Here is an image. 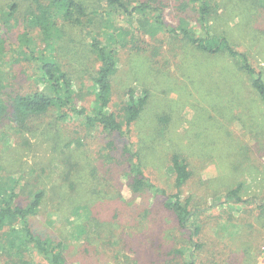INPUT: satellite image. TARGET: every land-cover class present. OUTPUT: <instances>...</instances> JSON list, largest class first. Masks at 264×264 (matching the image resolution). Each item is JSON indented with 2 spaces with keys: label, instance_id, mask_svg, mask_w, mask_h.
Here are the masks:
<instances>
[{
  "label": "rangeland",
  "instance_id": "obj_1",
  "mask_svg": "<svg viewBox=\"0 0 264 264\" xmlns=\"http://www.w3.org/2000/svg\"><path fill=\"white\" fill-rule=\"evenodd\" d=\"M125 1L130 8L143 1L161 6L164 28L155 30L151 14L131 17L101 0H82L86 15L73 24L51 7L48 33L35 22L38 6L0 0V98L10 106L16 96L37 91L41 59H54L72 77L76 105L91 111L98 66L91 42L119 50L113 111H121L128 89L150 92L132 136L148 175L168 193L175 191L170 156L177 152L187 159L193 176L182 200H190L201 226L199 247L190 230L163 210L166 198L130 193L127 169L103 161L107 134L86 128L79 115L64 121L51 111L22 130L0 119V174L17 182L24 206L45 192L32 225L66 242L69 264H184L192 260L189 248H195L194 264H253L264 236V107L249 119L251 125L247 109L229 101L238 75H228L232 64L209 59L168 33L185 27L202 37L198 4ZM208 1L216 10L212 33L226 36L264 72V8L255 0ZM201 71L209 74L205 80L199 79ZM215 81L230 91L216 90ZM238 187L242 201H226L225 194ZM59 202L69 209L60 211ZM77 212H91L82 224L86 234L78 232Z\"/></svg>",
  "mask_w": 264,
  "mask_h": 264
},
{
  "label": "trees",
  "instance_id": "obj_2",
  "mask_svg": "<svg viewBox=\"0 0 264 264\" xmlns=\"http://www.w3.org/2000/svg\"><path fill=\"white\" fill-rule=\"evenodd\" d=\"M23 1L38 6L41 14L36 17L35 22L48 33L53 28L52 18L54 16L51 14V7L71 24L75 23L74 19L79 20L81 15H86L82 0ZM101 1L131 17L138 14L153 15L155 30L165 26L162 20L164 10L152 1H143L131 8L125 0ZM255 1L259 3V7L264 8V0ZM192 2L199 6L200 23L204 35L198 37L196 33L185 27L168 30V33L171 37L179 38L191 45L209 59H226L232 64L227 69L228 75L237 72L239 76L234 75L235 78L231 81L233 82L230 87L231 91L227 83L222 87L220 81H215L213 85L218 91H230L231 99L229 98V101H238L239 106L247 109V119L252 125L249 119L253 122L257 117V109L264 107V72L257 70L251 63L249 55L236 49L226 36L212 33L210 21L216 10L208 0H192ZM91 50L98 63L93 78L95 99L91 111H88L85 106L76 105V91L72 77L60 63L54 59H41L39 82L42 87L37 91L16 96L9 104L10 106H6L0 98V119H10L22 130L36 118L51 111L59 112V119L64 121H67L72 114L79 115L86 128L98 129L107 134L108 142L105 155L102 156L103 161L107 166L110 163L108 160L111 159L117 168L119 166L124 167V170L127 169L130 193L134 196L154 195L158 200L166 198L167 201L161 202L163 210L174 216L179 228L190 230L192 244L194 247H199L196 246L195 239L200 235L201 226L195 222V210L191 208L190 200H182L183 189L193 176L187 159L177 152L170 156L169 163L175 190L173 193H168L166 189L160 187L150 178L144 166L143 154L137 148L132 136L133 126L142 118L146 110L150 92L145 90L144 95H139L135 89H128L124 94L121 111L119 113L113 111L114 78L119 69V50L104 46L98 39L91 42ZM208 66L204 64V68ZM193 68L194 64L190 65L186 71L193 70ZM208 75L206 71H201L199 79L205 80ZM74 185L71 184L73 190L75 189ZM241 190V187L229 190L225 194L226 201L241 202ZM119 196L121 198V194ZM44 197L45 192L41 190L33 194L29 204L26 206L20 204L17 182L9 183L0 174V261L3 260L4 264H69L66 242L48 235L43 236L33 228L32 217L38 215ZM65 205L61 202L58 203L60 211L65 210L67 207ZM90 213L87 216L84 212H77L79 216L76 221L80 234L87 233V227H82V224L88 222ZM194 249L187 250L192 260L184 264H194Z\"/></svg>",
  "mask_w": 264,
  "mask_h": 264
},
{
  "label": "built area",
  "instance_id": "obj_3",
  "mask_svg": "<svg viewBox=\"0 0 264 264\" xmlns=\"http://www.w3.org/2000/svg\"><path fill=\"white\" fill-rule=\"evenodd\" d=\"M260 264H264V238L260 246Z\"/></svg>",
  "mask_w": 264,
  "mask_h": 264
},
{
  "label": "crops",
  "instance_id": "obj_4",
  "mask_svg": "<svg viewBox=\"0 0 264 264\" xmlns=\"http://www.w3.org/2000/svg\"><path fill=\"white\" fill-rule=\"evenodd\" d=\"M263 238H264V236H263ZM262 241H263V239H262ZM262 243V242H261ZM261 246V245H260ZM256 262H254L253 264H260V249H259V255H258V257L256 258V260H255Z\"/></svg>",
  "mask_w": 264,
  "mask_h": 264
}]
</instances>
